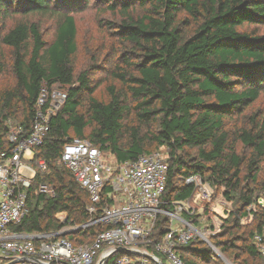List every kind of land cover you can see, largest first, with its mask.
Instances as JSON below:
<instances>
[{"label":"trees","instance_id":"16d2710c","mask_svg":"<svg viewBox=\"0 0 264 264\" xmlns=\"http://www.w3.org/2000/svg\"><path fill=\"white\" fill-rule=\"evenodd\" d=\"M87 1L0 0V19L17 9L23 16L50 15L57 21L51 43L36 22H18L7 31L0 25V49L10 51L14 75V83L0 90V155L13 149L8 122L30 132L44 86L68 94L36 151V160L49 168L38 175L36 185H49L55 196L32 195L29 216L12 230L51 234L93 220L87 212L89 194L60 163L70 140H87L119 163L166 149L170 171L164 201L190 198L194 186L187 179L192 175L224 189L235 210L224 221L223 235L212 240L214 245L224 254L234 252L241 264H262L255 236L264 234V206L259 205L264 119L256 115L249 128L237 132L229 122L258 102L264 91V36L258 35L264 27V0H101L120 17L110 26L131 48L116 59L107 102L97 98L100 84L91 73L77 74L72 62L78 29L70 11ZM246 26L256 29L247 31ZM5 71L0 59V76ZM246 150L251 154H244ZM58 214L66 215L64 223ZM246 218L252 223L243 226ZM167 229L168 219L160 216L154 238L160 240ZM103 230L94 225L64 237L78 246L91 244ZM176 252L185 264H223L201 240Z\"/></svg>","mask_w":264,"mask_h":264},{"label":"built area","instance_id":"2783aa9c","mask_svg":"<svg viewBox=\"0 0 264 264\" xmlns=\"http://www.w3.org/2000/svg\"><path fill=\"white\" fill-rule=\"evenodd\" d=\"M67 99L66 92L44 86L30 132L19 123L8 122L13 149L0 155V264H100L103 260L104 264H185L176 252L178 247L196 240L210 245V231L199 230L193 217L197 207L212 203L214 195L201 175L187 179L194 186L190 198L164 201L170 171L166 149L119 163L113 154L79 138L64 145L60 163L89 194L87 212L93 220L51 234L12 230L29 216L32 195L55 196L49 185H36L38 175L49 169L44 160H36V151ZM160 216L168 219V229L157 240L154 232ZM94 225L104 230L91 244L78 246L64 237ZM255 244L264 264V234L255 236Z\"/></svg>","mask_w":264,"mask_h":264},{"label":"rangeland","instance_id":"374dc122","mask_svg":"<svg viewBox=\"0 0 264 264\" xmlns=\"http://www.w3.org/2000/svg\"><path fill=\"white\" fill-rule=\"evenodd\" d=\"M101 0H88L84 2L75 11H70L73 14L78 29L77 42L78 51L73 58L77 74L88 71L91 73V79L100 84L96 92L99 100L107 102L109 100L107 87L113 84L111 72L115 70L114 64L119 55L124 54L126 50L131 48L122 43L121 39L116 35V30L110 24L119 23L120 17L115 16L105 8ZM36 22L41 26L45 40L51 43L54 40L57 29V21L54 17L48 16H23L20 11L14 9L8 17L0 19V25L7 31L18 22ZM254 26H246L244 30L254 31ZM190 29H187V33ZM258 35L264 36V27L258 30ZM0 59L6 65L5 73L0 76V90L11 86L14 83V75L12 68L11 53L7 48L0 49ZM132 62H137V57L132 56ZM118 87V83H116ZM258 115L259 119H264V91L258 102L249 107L241 116L235 115L231 118L229 126L232 132H237L242 129H247L251 126V118ZM238 150L243 152L241 143H238ZM244 154L250 155L251 151L246 150ZM261 180L264 182V166ZM213 188V200L211 204H205L202 207H197L194 217L195 226L199 230L210 231L209 242L206 243L223 264H241L237 261L234 252L224 254L219 248L214 245L213 239L222 236L224 233V221L229 217V214L235 210L233 202H230L224 196V189ZM259 199V205L264 206V192ZM257 209L256 207H254ZM66 215H58V219L62 222ZM252 223V219H244L242 224L247 226ZM214 235V236H213Z\"/></svg>","mask_w":264,"mask_h":264},{"label":"water","instance_id":"95a60500","mask_svg":"<svg viewBox=\"0 0 264 264\" xmlns=\"http://www.w3.org/2000/svg\"><path fill=\"white\" fill-rule=\"evenodd\" d=\"M70 233H71V232H69V233L67 232V233H65L64 235H67V234H70ZM120 252L123 253V254H125V253H131L129 250H120ZM150 259L153 260L154 258H153V257H150ZM105 261H106V260L101 261L100 264H104ZM158 264H162V263H158Z\"/></svg>","mask_w":264,"mask_h":264}]
</instances>
